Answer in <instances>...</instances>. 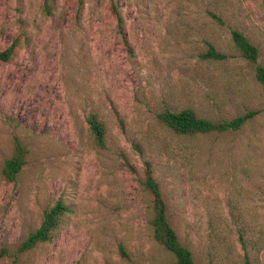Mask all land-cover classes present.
I'll return each instance as SVG.
<instances>
[{
  "label": "rangeland",
  "instance_id": "374dc122",
  "mask_svg": "<svg viewBox=\"0 0 264 264\" xmlns=\"http://www.w3.org/2000/svg\"><path fill=\"white\" fill-rule=\"evenodd\" d=\"M45 1L0 0V49L20 39L0 62V264L170 263L151 236L146 164L195 264H264V83L229 41L241 29L264 68L263 0H117L130 50L110 0H47L49 12ZM208 44L228 59H203ZM187 106L254 117L192 137L157 117ZM15 139L25 164L9 182L1 168ZM57 200L69 210L51 240L19 252Z\"/></svg>",
  "mask_w": 264,
  "mask_h": 264
},
{
  "label": "trees",
  "instance_id": "16d2710c",
  "mask_svg": "<svg viewBox=\"0 0 264 264\" xmlns=\"http://www.w3.org/2000/svg\"><path fill=\"white\" fill-rule=\"evenodd\" d=\"M264 3V0H263ZM110 8L116 20L117 31L124 45L130 50V44L125 33V22L120 11L119 2L110 0ZM44 9L49 12V4L45 1ZM211 17L222 24L223 21L215 13H210ZM230 45L235 53L252 65L255 69V77L260 83H264V68L257 63L259 51L256 45L239 28L230 29ZM20 43L19 36L3 49H0V62H8L15 54ZM203 59L214 61H225L227 54L213 44H208L207 49L201 54ZM159 121L170 131L181 136L207 135L210 133H224L237 131L244 127L254 117V112L246 111L230 119H212L202 116L192 107H183L177 110L165 108L157 115ZM87 127L95 142L102 145L105 140V127L95 113H89L86 117ZM26 149L18 140H14L13 153L5 159L1 174L6 181H16L22 167L25 164ZM143 189L150 198L151 216L148 220L151 236L153 240L169 253L173 260L168 264H195L191 251L184 246L175 228L169 223L167 215V205L163 197L160 185L153 176V170L146 164L145 177L143 179ZM69 208L62 200H57L53 205L47 207L42 214L40 224L35 230L29 232L17 245V250L21 253L33 249L36 245L50 241L53 233L60 227L64 215ZM238 238L242 245L245 240L243 234L239 233ZM121 253L126 256L123 248ZM244 264H251L246 255L243 258Z\"/></svg>",
  "mask_w": 264,
  "mask_h": 264
}]
</instances>
